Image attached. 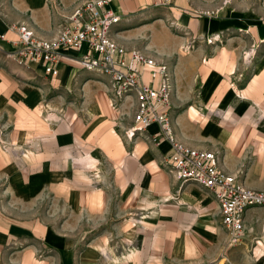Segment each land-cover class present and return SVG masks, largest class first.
I'll use <instances>...</instances> for the list:
<instances>
[{
  "label": "crops",
  "instance_id": "0c3cea01",
  "mask_svg": "<svg viewBox=\"0 0 264 264\" xmlns=\"http://www.w3.org/2000/svg\"><path fill=\"white\" fill-rule=\"evenodd\" d=\"M221 2L111 0L109 6L120 16L111 35L127 51L137 49L157 62L167 55L174 74V137L216 152L226 172L247 188L264 190V0ZM50 10L47 0H0V33L12 38L8 25L23 22L36 35L50 38L59 19ZM213 35L219 40L209 42ZM190 39L194 48L183 52ZM146 42L148 47L140 49ZM251 48L248 63L245 55ZM83 51L64 49L55 76L46 74L41 62L22 66L0 53V123L11 127L10 141L17 149L12 155L0 147V177L8 181L14 203L7 207L0 200V264H264V206L245 212L242 242L229 245L212 193L196 183L181 184L164 161L170 143L147 139L157 125L126 138L124 130L133 119L119 122V112L135 107V98L127 97L117 107L109 103L108 77L69 59ZM76 79L84 90V104L77 107L61 88ZM142 79L149 83L148 75ZM97 163V169L111 173V190L119 199L115 213L131 220L137 216L142 228L123 222L116 232L120 244H87L77 255L70 239L51 229L41 244L47 243L52 252L39 257L38 234L25 231L22 224L24 202L35 207L40 191H56L67 202L72 198L76 207L99 213L109 190L82 177ZM75 187L82 192L73 194ZM28 232L34 241L22 245L23 238L31 237Z\"/></svg>",
  "mask_w": 264,
  "mask_h": 264
},
{
  "label": "built area",
  "instance_id": "2783aa9c",
  "mask_svg": "<svg viewBox=\"0 0 264 264\" xmlns=\"http://www.w3.org/2000/svg\"><path fill=\"white\" fill-rule=\"evenodd\" d=\"M110 1L85 0L52 39L37 37L25 24H12L9 28L14 33L12 38L0 33V42L10 45L4 48L0 43V53L22 66L41 62L44 72L55 76L58 63L65 57L64 49H84L81 55L69 59L81 69L108 77L112 105L117 107L125 98H135L133 124L124 130L126 138L132 140L137 134H144L155 123L157 129L147 139L154 144L163 139L170 143V152L164 157L170 171L181 184L196 183L212 193L221 226L228 234V244H240L245 232V212L264 206V190L247 188L234 174L226 172L219 165L216 152L188 146L174 137L170 116L173 84L168 66L137 49L127 51L113 39L111 29L120 16L109 6ZM218 40L219 36L213 35L208 41ZM252 48L245 55L248 63L254 54ZM146 66L149 83L142 79ZM155 80H158L156 87L152 85Z\"/></svg>",
  "mask_w": 264,
  "mask_h": 264
},
{
  "label": "rangeland",
  "instance_id": "374dc122",
  "mask_svg": "<svg viewBox=\"0 0 264 264\" xmlns=\"http://www.w3.org/2000/svg\"><path fill=\"white\" fill-rule=\"evenodd\" d=\"M84 1L85 0H75L72 3L66 4L62 0H47L51 9L50 11L52 17L57 16L59 18L58 22L55 23L57 32L54 36L50 38H45L36 35L34 30L23 22L10 23L7 27V31H9V28L12 26V24H25L26 26H28L30 29L33 30L34 34L37 37L44 39H52L59 34L62 27H64L67 23H69L70 21L69 16L73 13V11L77 7H80ZM229 2H231V0L226 2L225 0H222L221 5L228 4ZM172 26L173 27L171 33L173 35L179 33L177 31L175 32V29H177L176 25L174 24ZM194 44H195L194 39H190L186 43V45L183 48H181V50H183V52L190 51L194 48ZM146 46L148 47V42L144 43L140 49L142 48L145 49ZM162 56L164 58H168L167 55L165 54H163ZM164 58H162L160 62L166 63L170 71L171 65ZM147 74L148 72L147 70H145L144 72L145 78ZM172 74L173 72H171V80L173 84L172 89H173L174 78L172 79V76L174 74L173 75ZM64 83L61 84V88H63V92L68 96L69 100L72 101L71 105L75 107L83 105L84 90L82 89L81 80L76 79L74 81H71L67 85ZM88 88L92 89L95 87L90 85ZM109 103H112V101L109 100ZM133 106L134 105H129L125 110L119 112V117H118L119 122L123 121V123L125 122L127 123L131 119H133V113L135 109V107ZM50 118H56V116L50 115ZM124 127L125 126H119V130H123ZM10 133H11V127L9 126V124L4 123V121L0 123V147L3 151H6L7 153H9V151L12 152L13 155L17 149L15 150L16 145L14 144L15 142H13L14 140L12 139V142L10 141V138H12V136H10ZM8 148L9 150H7ZM20 156H22L21 152L19 153V157ZM97 165L101 167L100 163H97L95 166L90 168V170H85L83 172L84 174L82 175V177L91 180L93 187H97V188L106 187L109 190L104 192L107 201H106V205L99 213H97L94 209L79 208V206H77L78 207L77 208L74 205V201L72 200V198L70 202H67L63 200L62 197H59L56 191L54 192V194L48 191H40L36 198L38 199L37 205L36 203H34L35 201L32 202V204L34 203L33 205H35V207L30 208V205L24 202L23 214L26 220H24L23 218L22 224L25 227L24 229L25 231H28V229L31 228V231H33L35 234L36 233L38 234L39 237H36V241H40L39 244L42 249L39 253V257H41L40 255H46L47 253L52 252V248L47 243H45V245L41 244L43 242V239L46 238L48 232H51V229H54L52 231H54L55 234H61L60 236L65 235L68 239H70V241L72 242L71 246L72 248H74V253L77 255L78 253L77 249L83 248L87 244H91L94 246H101V247H105V246L112 247V246H117V243L120 244L121 239L119 240L116 239L117 238L116 232H121L123 222L126 223L128 222L129 223L128 227L133 229L137 228L138 226L139 229L142 228L143 223L137 218V216H134L135 220L134 219L131 220L129 219L130 216L124 215L123 212L115 213L114 210L116 205L118 209L119 199H118V194L115 193V191L111 190V179H110L111 173L107 168L97 169L98 167ZM77 178L80 180L82 179L81 177H77ZM78 179L76 182H78ZM7 186H8V181L4 179V177H0V200L1 199L3 201L6 200L7 207H12V205L14 204L12 198L13 193H11V190L7 189ZM79 191L82 192V189L79 187H75L73 194L78 195ZM29 213L31 216L29 215ZM123 215L124 217H121ZM117 219H119L118 223L116 222ZM28 221H34V222H28ZM124 229L126 228L124 227ZM44 231L45 233H43ZM27 236H31V237L23 238L24 240L21 242L22 245L28 243L26 241H34L33 235L31 233H29ZM222 262H224V260Z\"/></svg>",
  "mask_w": 264,
  "mask_h": 264
}]
</instances>
